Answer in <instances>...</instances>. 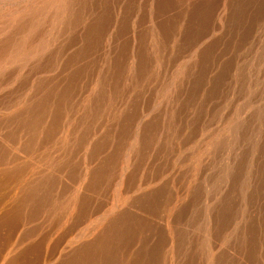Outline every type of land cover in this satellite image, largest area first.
<instances>
[{
	"label": "bare ground",
	"instance_id": "1",
	"mask_svg": "<svg viewBox=\"0 0 264 264\" xmlns=\"http://www.w3.org/2000/svg\"><path fill=\"white\" fill-rule=\"evenodd\" d=\"M14 2L0 0L1 112L21 123L32 172L77 165L82 174L67 196L50 194V177L34 182L31 211L43 210V223L49 211L54 218L84 211L86 229L67 251L86 246L75 247L81 239L97 235L104 242L115 234L106 239L115 246L108 264H126L132 238L163 223L152 214L163 206L172 229L165 262L175 264L187 236L178 231L187 224L179 212L194 203L190 195L206 155L224 140L215 132L222 128L229 135L241 127L235 116L245 94L243 53L259 38L264 0H147L145 32L142 25L136 29L143 5L134 0ZM159 78L156 97L168 104L156 118L152 86ZM246 163L240 160L238 167ZM182 164L191 166L183 176L189 178L181 191L166 193L164 185ZM250 180L239 206L205 212L198 264H264L260 168ZM153 256L156 251L148 264Z\"/></svg>",
	"mask_w": 264,
	"mask_h": 264
},
{
	"label": "rangeland",
	"instance_id": "2",
	"mask_svg": "<svg viewBox=\"0 0 264 264\" xmlns=\"http://www.w3.org/2000/svg\"><path fill=\"white\" fill-rule=\"evenodd\" d=\"M23 1L13 0L15 4ZM134 3L136 6L143 5V19L140 20L136 29L138 30L142 25V28L146 27L145 30L143 29L145 32L149 24L146 19L147 0H134ZM4 4L3 7L6 9L10 2ZM260 27L258 40L246 48V52L243 53V58L248 54V61L244 75L243 91L245 94H240L241 98L238 101L240 116H235V112H231V117L235 116L241 127L238 129V126L237 130L229 135V132L222 128L215 132V134L219 133L220 136H224V140H221L215 152L206 155L202 166L203 176L192 187L190 197L194 195V203L189 205L186 203L179 212V217L185 218L184 222L187 224H179L178 231L185 232L187 236L186 243L179 248L180 258L178 260L176 258L175 264H198L203 250L201 240L205 212L215 215L224 207L236 208L240 205L244 193L251 186L250 178L253 171L260 168V175L264 174V23ZM243 66L244 61L240 66L239 79L242 76ZM160 84L159 78L152 86L154 93L152 116L156 118L163 117L168 104L167 98L156 97V93L160 92L158 90ZM2 103L3 99L0 98V108ZM21 127V123L15 120L11 113L2 114L0 109V176L2 175L0 179L5 180L8 174L7 180L0 183L2 184L0 186V264H108L115 252L114 244L106 240L108 237L104 238V242L101 239L97 241V235L81 239L75 247L82 244L88 246H83L74 252L67 251L68 246L77 242L81 238L80 234L86 229L87 218L84 211L65 218L60 217L61 212L54 218L49 211L47 215L51 216L46 217L48 220L44 222L45 224L42 222L43 210L37 213L34 212L35 209L31 211L30 190L34 182L50 177V181L54 182L50 194L67 196L73 186L81 182L82 174L77 165L65 167L60 173L46 174L37 167L32 172L33 170L31 171L26 161L29 157V147ZM240 160H246L248 163L239 168ZM153 171L154 168L147 170V175H154ZM176 171L170 175V180L163 187L166 193H170L173 187L181 191L179 185H184L189 178L183 176L186 171H191V166L189 170L186 164L178 165ZM92 174L93 170L90 169V180ZM173 175H175V184ZM201 193L204 195L201 196ZM104 195L106 199L112 196L110 190L105 191ZM198 196L201 197L200 200ZM152 214L159 217L158 220L163 223L156 224L157 228L153 230L149 224L148 229L144 227L139 235L132 238L131 246L133 247H129L126 264H148L147 259L151 258L155 251L156 257H152L154 264H169L165 262L164 250L171 243L172 229L171 225L168 227L166 224V221L168 222L166 208L159 206ZM121 228L118 226L114 232H118ZM42 229L45 230L42 231ZM114 236L115 234H112L110 237L114 238ZM153 236L156 237L155 241H153ZM110 237L108 239H111ZM100 242L103 243L101 246ZM90 249L92 252L89 251ZM114 264L117 263L114 261Z\"/></svg>",
	"mask_w": 264,
	"mask_h": 264
}]
</instances>
